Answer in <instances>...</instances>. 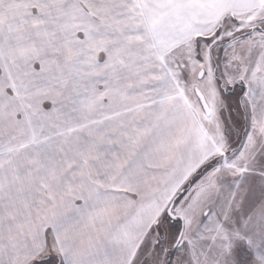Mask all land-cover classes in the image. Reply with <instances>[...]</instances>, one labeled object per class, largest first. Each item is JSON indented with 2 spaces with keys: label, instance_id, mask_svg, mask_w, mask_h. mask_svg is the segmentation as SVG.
<instances>
[{
  "label": "snow or ice",
  "instance_id": "snow-or-ice-1",
  "mask_svg": "<svg viewBox=\"0 0 264 264\" xmlns=\"http://www.w3.org/2000/svg\"><path fill=\"white\" fill-rule=\"evenodd\" d=\"M254 220L264 0H0V264H229Z\"/></svg>",
  "mask_w": 264,
  "mask_h": 264
},
{
  "label": "rangeland",
  "instance_id": "rangeland-1",
  "mask_svg": "<svg viewBox=\"0 0 264 264\" xmlns=\"http://www.w3.org/2000/svg\"><path fill=\"white\" fill-rule=\"evenodd\" d=\"M240 195L243 197L242 207L239 211L233 214V220L238 221L236 226L243 224L248 212L255 207L259 200L260 193L258 190L242 191ZM252 229L257 237V247L250 249L243 241H237L234 244L232 255L229 257V264H260V260L264 257V240L260 242L259 234L264 230V223L259 220H254L248 225ZM196 228V224H193V229ZM204 246L211 244V241L205 239L201 242ZM187 255L183 252L173 251L170 260L172 264H177V261H187Z\"/></svg>",
  "mask_w": 264,
  "mask_h": 264
}]
</instances>
